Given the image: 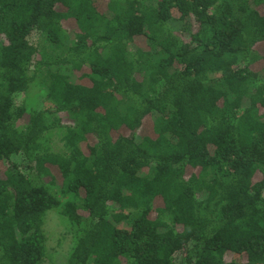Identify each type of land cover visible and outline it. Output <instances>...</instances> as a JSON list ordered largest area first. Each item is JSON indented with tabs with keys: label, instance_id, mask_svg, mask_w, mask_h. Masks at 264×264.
Wrapping results in <instances>:
<instances>
[{
	"label": "trees",
	"instance_id": "trees-1",
	"mask_svg": "<svg viewBox=\"0 0 264 264\" xmlns=\"http://www.w3.org/2000/svg\"><path fill=\"white\" fill-rule=\"evenodd\" d=\"M53 211L66 264H264V0H0V264Z\"/></svg>",
	"mask_w": 264,
	"mask_h": 264
},
{
	"label": "rangeland",
	"instance_id": "rangeland-1",
	"mask_svg": "<svg viewBox=\"0 0 264 264\" xmlns=\"http://www.w3.org/2000/svg\"><path fill=\"white\" fill-rule=\"evenodd\" d=\"M74 29H75V26L69 25V30L72 31ZM68 35L70 36V38L68 37V39L72 40L73 39L72 34L69 33ZM44 46L49 48L48 43H44ZM256 50L261 55L263 51V46L256 47ZM262 64H263V61H260V63L256 66V68L260 69ZM58 69L62 75H65L71 78V80L73 81H76L77 77L79 76V74H77V77L73 76L74 74H72L70 70L67 68L61 67ZM52 71H57V70L55 68H52ZM39 93H40L39 88H36L35 92L31 96L33 99L31 102H35L34 98L36 99L37 102H41V98H38L37 96ZM22 100H23V96H20L17 99L18 102H21ZM61 118H62L63 124L70 123L68 122V119L65 117V115H61ZM24 122L25 123L27 122V117L24 118ZM141 133L148 134V136L150 137H154L155 135L153 133V123L150 121H146L141 129ZM124 134H126V130L123 129L117 133H113L112 136L115 139L119 135H124ZM61 137H62L61 133H53V135H51L50 137L49 143H50L52 150L55 152L61 150L62 148L63 143H62ZM89 139L91 140V138ZM45 222H46L45 228L48 231V237H47V242H46L47 247H48V255H49L48 258H50L48 261L45 262V264H66V258H67L66 255L70 247L73 244L72 235L68 229L69 225L66 224L63 216H61L56 211L48 213Z\"/></svg>",
	"mask_w": 264,
	"mask_h": 264
}]
</instances>
